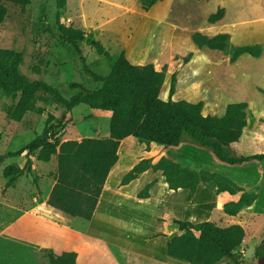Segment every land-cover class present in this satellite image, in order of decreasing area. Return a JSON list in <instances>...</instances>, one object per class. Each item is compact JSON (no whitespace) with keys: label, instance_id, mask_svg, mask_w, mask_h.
<instances>
[{"label":"rangeland","instance_id":"rangeland-1","mask_svg":"<svg viewBox=\"0 0 264 264\" xmlns=\"http://www.w3.org/2000/svg\"><path fill=\"white\" fill-rule=\"evenodd\" d=\"M156 3L145 17L142 15L146 11H142L140 0H67L63 8H57L56 0H31L25 7L8 4L6 17L0 25V48L21 52L20 70L28 79L44 80L68 98L79 91L86 92L99 87L100 82L93 79L86 67L99 75H106L111 69V58L114 59L121 52L127 57L126 44L130 42L133 47L129 51L131 54L151 59V62H156L158 67L164 69L166 82L159 93L162 99L168 98L171 75L177 74L182 68L179 82H175L177 92L171 96L172 100L201 101L203 114L213 115H221L228 102L246 101L247 124L240 143H232L230 152L240 155L264 151V143L258 146L252 138L253 131H258V127L261 130L264 128L263 94L247 93L250 81L242 79L241 86L232 89L227 85V89L220 91L221 96H214L215 91H206L209 94L202 97L192 95L193 91L188 89L189 74L185 67L192 47L191 40L180 35L179 30L161 24L163 18L183 24L180 17L187 14L203 17L206 13L207 16L217 9L219 1L211 0L205 8L196 5L194 0ZM141 22L142 26L139 27ZM60 25L84 31L83 39L78 41L80 51L62 40ZM93 41L100 43L108 56L98 53ZM15 101L16 98L11 96H0V196L6 197L8 202H22L27 195H36L38 188L43 193L54 180L55 158H50L48 163L39 161L35 151L30 155L32 161L29 171L25 167L26 158L23 154L10 155L23 148L45 127L52 126L54 137L59 141L101 138L109 132V113L90 108L84 103L65 112L63 105L52 100L47 103L38 101L42 112L29 111L21 120L15 121L7 113ZM120 155L124 159L121 170L125 169L129 159L134 163L141 158L152 157L156 160L166 157L185 168L210 172L214 179L200 182L195 192L191 193L189 189L169 190L160 170L149 169L136 182L119 189L114 188V185L111 187L110 177L108 185L111 188L105 192L103 205L89 225V234L98 242L92 252H85L78 264H133L130 258L133 254H151L155 257L154 262L145 264L164 261L188 264L184 259L169 257L164 248L162 237L170 238L179 233L174 220H210L225 225L231 218L223 217L222 203L237 200L242 193L254 195L255 198L257 193L253 177L259 172V164L264 167V159L232 165L221 162L209 150L191 141L182 142L176 147H165L154 143L145 145L133 136L124 142ZM8 164L24 168L15 177L13 190L6 184L9 177L3 174ZM152 180L156 187L151 198L139 199L137 192ZM217 181L224 188L234 190V193L228 190L217 193ZM241 211L238 218L248 219L247 225L251 228L263 223L258 233L264 235V212L252 221V204L244 206ZM68 219L70 223L65 222L66 226L87 234V220L70 216ZM250 227L246 228L248 236L244 242V253L240 252V264H264V258L254 255ZM155 233L162 237L150 239ZM258 245L263 246V242ZM40 256L45 257L42 250ZM165 256L175 261H169ZM0 264L28 263L19 257L4 254L0 255ZM219 264H229V261L223 259Z\"/></svg>","mask_w":264,"mask_h":264},{"label":"trees","instance_id":"trees-1","mask_svg":"<svg viewBox=\"0 0 264 264\" xmlns=\"http://www.w3.org/2000/svg\"><path fill=\"white\" fill-rule=\"evenodd\" d=\"M67 0H56L57 8H63ZM159 0H140L142 11H147ZM31 0H0V25L7 14V5L27 6ZM224 9L218 7L209 14L207 21L213 23L221 19ZM60 37L64 42L80 51L78 41L83 39L84 31L73 27L59 26ZM193 43L199 48L217 49L229 55L234 62L240 55L259 57L263 52L260 44L234 46L229 34L220 33L212 37L194 31ZM98 53L108 56L100 43L93 41ZM112 65L106 75H99L86 67V71L100 86L90 91H79L64 97L52 84L41 79L30 80L20 70L22 54L14 49L0 48V96L16 98L13 106L7 109L9 117L15 121L22 119L29 111L42 112L38 101L52 100L63 105L65 112L84 103L93 109L110 111L109 137H85L80 140L59 141L54 137L53 127L48 126L23 148L10 155L23 154L25 167L31 171L30 155L37 151V159L48 162L56 155L57 165L54 184L47 203L51 207L71 216L90 220L101 195L107 176L118 160L120 141L128 136L140 143H154L165 147H176L182 142L191 141L207 149L221 162L240 164L253 159H264V153L251 155H232L230 145L237 142L246 126L247 102H229L221 115L203 114L202 102L185 99L172 100L175 92L176 76L170 78L168 98L159 96L164 83L165 71L157 70L153 63L133 64L124 52L111 58ZM264 94L263 89H259ZM0 155V160H1ZM23 167L8 164L3 169L6 182L11 186ZM151 169L160 170L168 189H189L195 192L200 182L214 179L207 171H194L185 168L166 157L154 160L141 158L121 178L124 185ZM154 180L145 184L137 193L138 198L149 197V189ZM228 190L217 181V193ZM230 193L234 190L229 189ZM254 195L242 193L237 200L222 204V211L236 215L244 206L252 203ZM178 234L167 241L168 256L184 259L188 264H219L223 259L229 264H240L242 257L238 247L245 236L240 224L221 226L213 221L175 219ZM48 264H76L74 251L56 253L50 248L42 250ZM255 257H264V247H256Z\"/></svg>","mask_w":264,"mask_h":264},{"label":"crops","instance_id":"crops-1","mask_svg":"<svg viewBox=\"0 0 264 264\" xmlns=\"http://www.w3.org/2000/svg\"><path fill=\"white\" fill-rule=\"evenodd\" d=\"M159 1L161 3H165V1L167 2L168 0H159ZM194 1L196 5H201V7L205 8L206 6L209 5L211 0H194ZM218 1L219 3H217L218 4L217 8L222 7L224 9V15L221 19L213 23L207 21V17L209 16V14L205 16L206 13H204L203 17L201 15L198 16L197 14H187L185 16H182L180 18H182L181 22H183V24L178 23L176 21H170L169 19H165V18L161 20V24L163 26L168 25L171 28L179 30L180 35L183 34L185 37L187 36L191 40L192 47L189 50V58L185 64L186 65L185 67L187 68V72L189 74L188 89L189 91H193L192 95L198 97L208 95L209 91H215V93L213 94L214 96H221L220 91L222 89H227L226 88L227 85H230V87L233 89L241 86L240 80L249 79L250 86L247 90V93L250 91L251 93L250 92L249 93L254 95L263 94L262 92L259 91V89L264 90V0H218ZM153 5L148 9V11L144 12L142 16L144 17L148 16L151 10H153V8L155 7V5L154 6ZM139 25H140L139 27H141L142 22ZM194 31L201 32L202 34L207 35L209 37H212L220 33H227L229 34L230 42L234 46L260 44L263 47V53L259 57H253L249 54H242L234 62H230L229 56L227 54H224L220 50L210 49L207 47L199 48L198 46H196L191 39V33ZM135 33L136 30L131 35L130 40H132ZM126 48L128 49V52H126L127 58L131 63L145 64L150 62L153 63L154 67L157 70H161V68L158 67L156 62H151V59H146L141 55L136 56L134 54H131L129 51L133 49V47L132 44H130V42L126 44ZM228 65H230L231 67L230 69H228L229 67ZM181 71L182 68H180V71L177 74H175L177 82H179ZM165 82H166V74H165L164 83ZM213 82H217V83H213ZM175 92H177V90ZM193 102H197V101H193ZM233 102H240V101H233ZM107 112L109 113L108 117H110L111 112L110 111ZM218 115H220V113ZM255 128L257 129V127ZM107 137H109V132L108 135L101 138H107ZM129 137L130 136L125 137L120 141V145L118 148V160L111 168L107 176V179L105 181V184L103 186L101 195L98 199L95 210L93 212V215L91 219L88 220L87 234H83V232L79 230L66 226L64 224L65 222L70 223L68 219L69 215L48 205L47 200L50 190L55 182L54 180L50 184V186L47 189H45L43 193H40L41 189L38 188L39 191L36 190V195L33 196L27 195L26 199L24 198L22 202L21 201L8 202L6 197L0 196V255L9 254L15 257H19L28 264H48L47 257L46 256L41 257L40 251L45 248H50L58 254L61 253L62 251H74L76 253V264H78L80 258L86 254L85 252H87V254L92 252L95 243L98 242V239L93 238L89 234L90 231L89 225L93 222V219L96 217L97 213L100 211L103 205L105 192L109 191L113 185L114 188H118V189L128 187L130 184L136 182L139 179V177H141L144 173L149 171V170L144 171L139 175V177L131 180L127 184L124 185L120 184V180L123 177V175L134 164L137 163V162L132 163L130 162L129 159V163H127L125 169L123 170L120 169L121 164L124 161V159L120 155V152L122 151V145ZM241 138H242V134L239 140L234 143H240L239 141L241 140ZM252 138L256 140L258 146H260V144L262 145L264 143V128L261 130L258 127V131H253ZM258 153H264V151ZM242 155H251V154H242ZM54 158H55V162H53V166L54 168H56L57 165L56 157H54V155L51 156V159ZM257 160L261 161L263 159L261 160L257 159ZM259 165H260L259 172L257 175L253 177V183L255 185V193H257V195L255 196L254 200L251 203L252 221L254 220L255 216H259L261 212H264V195H261L262 193H264V167H262L263 166L262 164ZM110 177L112 181L110 183L111 187L110 185H108ZM13 184L10 187V189L12 190L14 188ZM155 187L156 185L151 187V190L149 192V197L147 198H151ZM139 199H146V198H139ZM261 203H263V205ZM241 210L239 212H242ZM238 213L236 214L237 215L236 217V215H228L222 211L223 217L226 219L231 218V221L221 226L240 224L243 227L245 231V236L243 238L241 245L238 247V250L239 252L244 253L243 250L245 247L244 242L248 236L246 228L250 226L247 225L248 219L238 218V215L240 214ZM262 222H264V220H262ZM262 224L263 223H258L255 226V228L250 227L251 233L253 235L252 239L255 246V250L260 242H263V247H264V235L258 233L259 228L261 227ZM159 233H155V235L150 236V239L162 237V235H158ZM164 237L165 236H163L162 239L164 241V248L166 250L167 241L172 237L170 238H164ZM165 257L169 261H175L168 258L167 256ZM130 258L131 260L133 259L134 261L133 264H145V263L154 262L155 260V257L151 254L149 255L133 254L130 256ZM158 263L171 264L166 261H164V263L163 262L162 263L158 262Z\"/></svg>","mask_w":264,"mask_h":264}]
</instances>
